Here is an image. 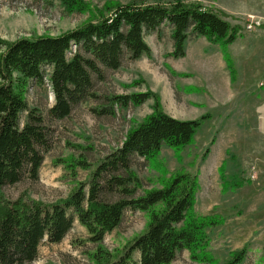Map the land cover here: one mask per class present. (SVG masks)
Listing matches in <instances>:
<instances>
[{
  "label": "trees",
  "instance_id": "obj_1",
  "mask_svg": "<svg viewBox=\"0 0 264 264\" xmlns=\"http://www.w3.org/2000/svg\"><path fill=\"white\" fill-rule=\"evenodd\" d=\"M57 1L67 14L91 11L92 15L58 36L13 42L0 38V264H32L39 247L59 244L75 221L87 234L82 244L95 248L88 254L91 264H171L181 251H188L194 261L216 264L207 257L205 231L218 222L192 212L196 176L178 171L167 177L160 170L159 186L143 190L131 169L135 158L154 163L163 146L178 152L191 145L203 117L177 120L154 104L152 114L131 128L121 145L103 157L88 179L77 182L65 198L43 203L26 195L7 200L2 194L4 187L21 181L36 182L51 148L42 115L27 106L25 94L30 86L47 84L50 88L54 102L47 111L49 120L68 118L86 101L97 103L91 109L94 116L111 117L116 107L139 106L154 98L151 93L100 96L95 92L104 70H117L124 59L135 61L150 55L145 34L155 32L160 38L161 28L167 26L172 42L168 56L179 59L185 55L189 35L224 49L240 30L226 21L225 13L196 2L130 0L126 4L108 2L97 10L82 0ZM58 163L72 176L76 169L90 168L83 155ZM156 167L163 168L159 163ZM125 211L144 213L147 223L123 246L108 251L102 241L119 226ZM245 254V249L236 251L224 264H240Z\"/></svg>",
  "mask_w": 264,
  "mask_h": 264
},
{
  "label": "rangeland",
  "instance_id": "obj_2",
  "mask_svg": "<svg viewBox=\"0 0 264 264\" xmlns=\"http://www.w3.org/2000/svg\"><path fill=\"white\" fill-rule=\"evenodd\" d=\"M146 2L170 0H145ZM196 2L227 15L226 21L240 30L224 49L202 37L189 35L183 58L168 56L172 51L170 29L145 34L148 57L124 59L117 70H104L95 84L100 95L151 93L139 106L116 107L114 116L96 117V102L86 101L68 118L49 120L53 94L45 84L30 86L25 94L28 108L36 109L50 133V150L44 155L38 180L21 181L4 187L7 200L26 195L43 203L65 198L77 182L107 154L118 148L127 132L152 114L156 105L168 116L181 121L204 118L191 145L178 152L163 146L154 163L135 158L131 169L143 190L157 187L160 170L170 176L185 171L196 176L197 189L192 212L218 222L205 231L206 254L224 264L236 251L245 249L240 264H263L264 257V31L247 32L249 20L264 23V0H183ZM90 9H103L108 2L130 0H82ZM89 12V13H88ZM86 13H65L57 0H0V38L58 36L90 19ZM70 57V56H69ZM226 59V60H225ZM155 104V105H154ZM25 113L20 116V126ZM83 155L90 168L76 169L75 176L62 163ZM163 168L157 169V164ZM139 211H125L117 228L107 234L101 246L112 251L138 235L147 223ZM84 228L75 221L59 244H42L32 264H91ZM137 260V254L134 255ZM201 262V261H200ZM191 259L188 251L176 254L171 264H205Z\"/></svg>",
  "mask_w": 264,
  "mask_h": 264
},
{
  "label": "built area",
  "instance_id": "obj_3",
  "mask_svg": "<svg viewBox=\"0 0 264 264\" xmlns=\"http://www.w3.org/2000/svg\"><path fill=\"white\" fill-rule=\"evenodd\" d=\"M244 28L247 32H253L257 29H261L264 31V23L252 19L245 22Z\"/></svg>",
  "mask_w": 264,
  "mask_h": 264
}]
</instances>
